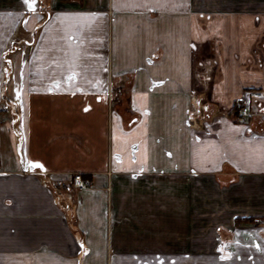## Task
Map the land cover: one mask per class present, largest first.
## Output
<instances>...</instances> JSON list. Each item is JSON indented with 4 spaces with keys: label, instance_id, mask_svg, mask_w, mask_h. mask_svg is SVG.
<instances>
[{
    "label": "crops",
    "instance_id": "0c3cea01",
    "mask_svg": "<svg viewBox=\"0 0 264 264\" xmlns=\"http://www.w3.org/2000/svg\"><path fill=\"white\" fill-rule=\"evenodd\" d=\"M32 3L0 0V264H264V0Z\"/></svg>",
    "mask_w": 264,
    "mask_h": 264
},
{
    "label": "trees",
    "instance_id": "16d2710c",
    "mask_svg": "<svg viewBox=\"0 0 264 264\" xmlns=\"http://www.w3.org/2000/svg\"><path fill=\"white\" fill-rule=\"evenodd\" d=\"M46 22L43 21V23H41V25H43ZM41 25L39 26V28L37 29L35 35L37 37L38 31L41 28ZM18 36L16 35L13 40L9 43V45L6 47L5 51H4V55H3V59H4V66H5V75H3L4 77V83H3V93L6 90V87L8 85V83L10 82V78H11V65H12V54L13 52H15V50H17V42H18ZM5 103L8 102L7 101V96H5L3 94V99H2ZM3 111H0V113H2ZM243 222H251L250 220H243Z\"/></svg>",
    "mask_w": 264,
    "mask_h": 264
},
{
    "label": "built area",
    "instance_id": "2783aa9c",
    "mask_svg": "<svg viewBox=\"0 0 264 264\" xmlns=\"http://www.w3.org/2000/svg\"><path fill=\"white\" fill-rule=\"evenodd\" d=\"M253 95L255 96V93H253ZM242 105V116H250L253 120H259L262 117V115L259 114L258 109L256 107L253 108L249 102H243ZM74 187L81 191L91 187V183L84 178L82 173H77L74 175Z\"/></svg>",
    "mask_w": 264,
    "mask_h": 264
},
{
    "label": "rangeland",
    "instance_id": "374dc122",
    "mask_svg": "<svg viewBox=\"0 0 264 264\" xmlns=\"http://www.w3.org/2000/svg\"><path fill=\"white\" fill-rule=\"evenodd\" d=\"M255 98L259 99L260 101L263 102L264 104V93L256 92L255 93ZM10 111L4 112L3 113V118L0 120V122H3V120H8L11 123V115L9 114Z\"/></svg>",
    "mask_w": 264,
    "mask_h": 264
},
{
    "label": "snow or ice",
    "instance_id": "6c2138e0",
    "mask_svg": "<svg viewBox=\"0 0 264 264\" xmlns=\"http://www.w3.org/2000/svg\"><path fill=\"white\" fill-rule=\"evenodd\" d=\"M28 4H29L30 7L33 8V10H35L34 5H33V3H32V0H28Z\"/></svg>",
    "mask_w": 264,
    "mask_h": 264
},
{
    "label": "flooded vegetation",
    "instance_id": "af4514ba",
    "mask_svg": "<svg viewBox=\"0 0 264 264\" xmlns=\"http://www.w3.org/2000/svg\"><path fill=\"white\" fill-rule=\"evenodd\" d=\"M133 108V107H132ZM132 110H134V109H132Z\"/></svg>",
    "mask_w": 264,
    "mask_h": 264
}]
</instances>
